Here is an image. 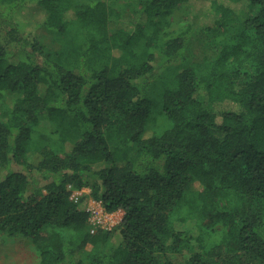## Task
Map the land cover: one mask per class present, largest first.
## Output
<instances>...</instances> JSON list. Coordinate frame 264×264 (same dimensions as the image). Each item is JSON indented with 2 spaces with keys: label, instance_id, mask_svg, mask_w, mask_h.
Listing matches in <instances>:
<instances>
[{
  "label": "trees",
  "instance_id": "16d2710c",
  "mask_svg": "<svg viewBox=\"0 0 264 264\" xmlns=\"http://www.w3.org/2000/svg\"><path fill=\"white\" fill-rule=\"evenodd\" d=\"M192 1L0 0V234L34 264H264V0Z\"/></svg>",
  "mask_w": 264,
  "mask_h": 264
},
{
  "label": "rangeland",
  "instance_id": "374dc122",
  "mask_svg": "<svg viewBox=\"0 0 264 264\" xmlns=\"http://www.w3.org/2000/svg\"><path fill=\"white\" fill-rule=\"evenodd\" d=\"M110 1V0H107ZM129 0H116L115 4L122 10V14H127L128 16H133V9L129 2ZM209 4L204 0L192 1L190 6L187 9H177L173 16L172 21L174 24L179 26L181 24L190 23L195 28L200 29V24L202 18L205 13H209L208 9ZM186 7V6H185ZM184 9V11H183ZM36 13L37 17L40 18L39 12L36 9H33ZM29 9H26L24 12V17H28ZM130 17V18H131ZM36 19V17H34ZM207 18L212 19V15ZM38 23L35 20H30L31 26H35ZM129 26L131 24H128ZM32 27H30L31 29ZM201 30V29H200ZM38 34H41V40L44 45L50 48H58L60 46L59 40L56 35H54L47 28L37 29ZM207 35L204 31H200L195 33L190 41V50L188 54H190V58L192 61L202 62L205 58L211 57L215 55V51L218 49H222L220 44H216L213 39H207ZM53 121L44 119L39 123V131H50L54 128ZM39 134V133H36ZM38 157V156H35ZM37 159V158H36ZM83 192H89L88 189H83L82 191L75 190L72 193V197L75 199ZM89 207L93 209H98L96 213L103 214L109 213L104 210L101 201L91 202L89 203ZM114 215V223L111 227L118 225L123 217V211L118 210L116 212H111ZM109 213V214H111ZM95 214V213H93ZM92 223V222H90ZM93 226V223L91 224ZM37 253L31 241L24 236H14L8 237L6 235L0 234V264H34L37 261Z\"/></svg>",
  "mask_w": 264,
  "mask_h": 264
},
{
  "label": "built area",
  "instance_id": "2783aa9c",
  "mask_svg": "<svg viewBox=\"0 0 264 264\" xmlns=\"http://www.w3.org/2000/svg\"><path fill=\"white\" fill-rule=\"evenodd\" d=\"M91 202H98V201H91ZM91 211V218L90 221L93 223V226L91 228V232H95L96 230L102 228V229H111L115 219L114 215L111 213H101L98 214L96 211L98 209H93L92 207H89ZM95 213V214H93ZM91 223V224H92Z\"/></svg>",
  "mask_w": 264,
  "mask_h": 264
}]
</instances>
